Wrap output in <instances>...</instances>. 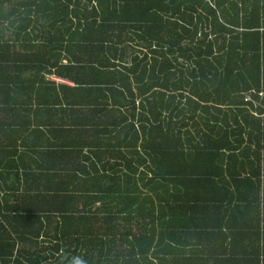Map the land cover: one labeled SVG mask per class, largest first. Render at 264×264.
<instances>
[{
	"label": "trees",
	"instance_id": "1",
	"mask_svg": "<svg viewBox=\"0 0 264 264\" xmlns=\"http://www.w3.org/2000/svg\"><path fill=\"white\" fill-rule=\"evenodd\" d=\"M46 72L77 87L57 86ZM7 80L0 264L196 263V246L183 242L202 229L197 215L210 202L225 214L264 211V0H0V83ZM48 95L94 114L112 106L124 119L123 127L110 124L109 149L101 129L78 141L103 168L89 173L83 207L73 206L86 197L74 188H19L18 136L27 128L13 129L8 116L28 126L34 102ZM93 122L79 120V134ZM209 159L218 170L206 168ZM246 185L256 189L242 191ZM55 196L63 206L53 207Z\"/></svg>",
	"mask_w": 264,
	"mask_h": 264
},
{
	"label": "crops",
	"instance_id": "2",
	"mask_svg": "<svg viewBox=\"0 0 264 264\" xmlns=\"http://www.w3.org/2000/svg\"><path fill=\"white\" fill-rule=\"evenodd\" d=\"M45 76L48 80L55 82L57 86L66 84L71 87H77L75 81L68 77L47 72ZM11 86H13L12 80L0 83L1 97L6 95L7 89ZM43 87L42 90L44 92L46 86ZM16 98L20 99L19 94L16 95L13 101ZM44 98L39 96L38 100L34 102L33 109H35L32 123L28 126H25L23 120L19 121L18 118H15V122L8 116L7 124L13 125V129L27 128L26 133L22 137L18 136L19 149L21 155L24 156L19 188L28 186H32V188H51L54 194L58 191L60 195H66L69 189L74 188L75 192L73 193L76 196L86 195V197H79V200L75 201L76 204L73 206L75 208L83 207L85 200L89 199L87 198L89 188L93 190V182H91L89 173L91 174V172L96 171L97 167L100 170L102 169L103 172V168L93 166L94 160L92 155L90 156L92 158L85 159L84 154L89 153L91 148L89 146H79L78 141L91 139L94 129H101V135L98 137L102 143L101 148L108 147L109 149V139H111L110 124L114 125L115 122L119 123L121 120V127H123L124 119H122L119 110L116 111L115 107L112 106L108 107L105 111L94 114L90 106H83L82 102H77L76 99L70 102H60L51 100L49 95ZM66 107H70L72 111L66 110ZM73 117L77 118L76 122L73 121ZM47 120H52L54 123H58L69 130L51 131L50 124L45 122ZM65 120H67L66 124L63 122ZM79 120L85 121V123L90 120L98 122L89 124L85 130L86 132L79 134L80 128H76V124L80 125ZM19 125L22 126L20 127ZM119 129L118 125L117 130ZM8 131L11 132V129L8 128ZM117 133L120 138V132L117 131ZM123 136L124 131L122 132ZM100 155L105 157L104 154ZM106 159L108 160V154L106 155ZM207 163L208 165L205 166L208 170L216 171L219 169V167L215 166L217 161L213 164L209 159ZM108 171L109 169L106 170L107 173ZM28 173H30L31 177L25 178L24 176ZM77 173H84L82 177H86L87 180L78 179L76 177ZM215 179L218 180V176H215ZM253 179L252 181L256 180V178ZM260 180V196L258 194V197L260 198V207L263 209L264 177L262 175ZM236 186L237 184H233L232 186V190L235 192L237 191ZM80 187L86 189L83 191L75 190V188ZM102 187H104L103 181ZM211 188L212 193L215 192L216 187L213 185ZM254 189L256 187H249V185L241 187L242 191L252 190L254 192ZM212 193L207 192L206 195L210 197ZM214 201L210 202L208 207L205 206L203 211H200L201 213L197 215L202 229L197 230L196 237L188 236L185 240L183 239L186 241L183 242L186 248L196 246L197 249V255L194 257L196 263L191 264H264V211L260 213L251 210L248 212L236 211L235 213L229 212L225 214L216 209V205L220 201ZM51 203H53L54 208L63 206V203L58 201L56 196L52 197ZM94 203L93 210L102 206L101 200ZM235 203L236 201L233 202V205ZM64 205L71 206L65 203ZM224 205H228L227 202Z\"/></svg>",
	"mask_w": 264,
	"mask_h": 264
},
{
	"label": "built area",
	"instance_id": "3",
	"mask_svg": "<svg viewBox=\"0 0 264 264\" xmlns=\"http://www.w3.org/2000/svg\"><path fill=\"white\" fill-rule=\"evenodd\" d=\"M251 92H253V91H251ZM259 94H260V95H263L264 92L261 91V92H259ZM246 95H247L246 97H247L248 100H252V101H254L256 104H257L258 102H260V100H259V101H255L254 98H253V96H252V94L246 92Z\"/></svg>",
	"mask_w": 264,
	"mask_h": 264
},
{
	"label": "clouds",
	"instance_id": "4",
	"mask_svg": "<svg viewBox=\"0 0 264 264\" xmlns=\"http://www.w3.org/2000/svg\"><path fill=\"white\" fill-rule=\"evenodd\" d=\"M78 264H83V261L78 259Z\"/></svg>",
	"mask_w": 264,
	"mask_h": 264
}]
</instances>
